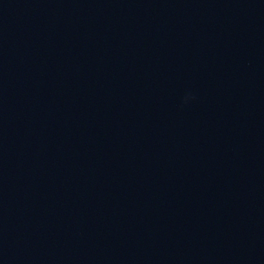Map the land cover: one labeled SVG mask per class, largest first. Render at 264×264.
<instances>
[{
    "label": "water",
    "instance_id": "95a60500",
    "mask_svg": "<svg viewBox=\"0 0 264 264\" xmlns=\"http://www.w3.org/2000/svg\"><path fill=\"white\" fill-rule=\"evenodd\" d=\"M0 264H264V0H0Z\"/></svg>",
    "mask_w": 264,
    "mask_h": 264
}]
</instances>
